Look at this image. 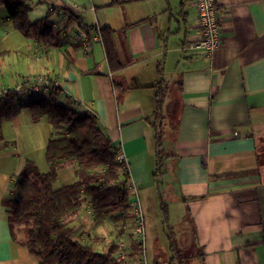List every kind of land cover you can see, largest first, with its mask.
I'll use <instances>...</instances> for the list:
<instances>
[{
	"label": "crops",
	"instance_id": "0c3cea01",
	"mask_svg": "<svg viewBox=\"0 0 264 264\" xmlns=\"http://www.w3.org/2000/svg\"><path fill=\"white\" fill-rule=\"evenodd\" d=\"M29 2L30 22L50 14L58 43L22 34L0 4V91L45 93L56 83L59 101L73 99L78 113L94 109L128 166V192L157 186L178 248L193 251L188 264H264V0H216L222 43L210 56L188 48L200 37L192 0ZM103 26L114 29L117 70L107 62ZM153 121L162 130L157 175ZM0 129V264H39L12 239L5 200L17 194L12 177L26 161L48 170L54 129L24 107ZM75 169L59 168L54 187L74 181Z\"/></svg>",
	"mask_w": 264,
	"mask_h": 264
},
{
	"label": "trees",
	"instance_id": "16d2710c",
	"mask_svg": "<svg viewBox=\"0 0 264 264\" xmlns=\"http://www.w3.org/2000/svg\"><path fill=\"white\" fill-rule=\"evenodd\" d=\"M30 0H0L13 26L26 36L44 41L48 46L58 43V34L49 21L50 14L35 22L28 19ZM133 0H111L122 4ZM73 15L72 11L70 12ZM107 62L111 70L121 63L114 45V29H100ZM159 84V82H158ZM156 119L161 111V87L156 90ZM61 88L55 83L43 90L23 95L16 89L0 91V126L2 120L12 118L20 107L30 111L35 121L45 119L54 129L44 151L48 170L40 172L32 161H26L19 174L12 177L17 194L5 200L9 206L8 225L14 241L36 256L39 264H139L138 247L142 240L133 238L124 254L120 237L128 221L138 219L128 192V166L118 160V152L110 145L97 124V114L91 107L82 113L76 111L77 102L71 98L59 101ZM154 126L157 175L162 168V130ZM0 129V138H1ZM68 163L76 164V179L54 187L57 170ZM84 203L89 205L88 224L75 225L71 220L79 215ZM164 221L167 207L162 202ZM107 222L117 225L104 247L98 229ZM113 236V237H112ZM167 247L172 252L167 264H188L192 255H183L175 240L171 225L166 226ZM139 261V262H137Z\"/></svg>",
	"mask_w": 264,
	"mask_h": 264
},
{
	"label": "rangeland",
	"instance_id": "374dc122",
	"mask_svg": "<svg viewBox=\"0 0 264 264\" xmlns=\"http://www.w3.org/2000/svg\"><path fill=\"white\" fill-rule=\"evenodd\" d=\"M176 114L177 111L175 106L173 107V112L170 111L169 116H166V118L168 120H171V118L172 120H174L176 118ZM152 189L142 190L137 186H133L130 189L129 192H133L131 194V205H134L133 208L134 211L137 212L139 220L136 218L134 219V221L130 220L124 225V232L120 237L121 249L124 254H126L129 251L131 240L133 238H136L137 241L141 239L142 244L138 247V250L140 251L141 256L143 255L145 260L141 261L139 264H149V262L151 263L152 260L156 261L159 259L167 264V258L172 254V252H170V254L164 258L165 251L168 249V242L165 237L166 226H168V224L170 223V219L167 209V221H164V211L162 205L159 204V199L157 198V194L159 193V191L157 190L156 185ZM173 215L177 217L178 212L173 210ZM90 219L91 213L89 210V205L87 203H84L79 215L77 216V220L75 218V220H71V222L69 223L75 225H79L80 223L88 224ZM117 229V225H112L111 223L107 222L103 231L109 234L115 232ZM108 234L106 236H103V242L98 245H101L102 247L106 245L111 235L110 234L108 238ZM190 252L193 251L191 249L189 250L188 248L182 250L183 255H189L191 254ZM196 260L191 261L192 263L190 262V264H202L201 260Z\"/></svg>",
	"mask_w": 264,
	"mask_h": 264
},
{
	"label": "built area",
	"instance_id": "2783aa9c",
	"mask_svg": "<svg viewBox=\"0 0 264 264\" xmlns=\"http://www.w3.org/2000/svg\"><path fill=\"white\" fill-rule=\"evenodd\" d=\"M197 18V26L199 29L200 37L194 41L188 43V48L198 49L203 51L207 56L212 55V53L218 49L222 43L221 36V26L218 18V5L216 0H192ZM24 90L21 88H16V90L23 95L24 98L32 90ZM35 92L40 91V87L35 86ZM117 159L121 160V155H117ZM133 204V203H132ZM134 206V205H133ZM142 261H144L143 255L141 256Z\"/></svg>",
	"mask_w": 264,
	"mask_h": 264
}]
</instances>
